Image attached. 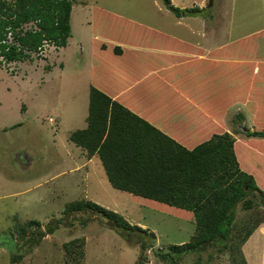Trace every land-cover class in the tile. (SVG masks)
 Returning <instances> with one entry per match:
<instances>
[{"label":"trees","instance_id":"16d2710c","mask_svg":"<svg viewBox=\"0 0 264 264\" xmlns=\"http://www.w3.org/2000/svg\"><path fill=\"white\" fill-rule=\"evenodd\" d=\"M162 1L177 17L208 13L204 7L181 8L171 0ZM72 3L73 0H0V56L3 57L0 61H21L31 53L40 52L45 43L55 48L65 46L71 36ZM27 24L30 28L22 30ZM91 24L94 33L91 48L96 62L97 49L110 46L115 55L124 59L121 66H125V61L129 64L127 60L140 62L145 59L140 52L151 47L155 35L182 45L181 53L187 55L183 58L188 63L185 72L175 69L174 75L165 70L161 77L170 89L193 101L207 129L194 132L187 142L166 133L107 94L95 81L92 71L86 125L69 131L68 140L79 146L86 158L97 155L109 184L131 202L194 221L190 241L169 244L165 252L157 253L162 262L174 263V255L202 253L218 244L228 253V261L222 264H247L242 245L264 223V61H254V43L264 37V28L205 55L200 47L95 6ZM10 32L18 40V46L2 42ZM228 49H233L235 55L239 51L241 60L233 91L229 76H209L205 81L199 65L220 66L222 62L217 60ZM176 57L181 63L180 56ZM146 73H139L136 79ZM235 104L251 116L254 127L246 129L244 139H236L227 128L226 116ZM238 113L243 118L244 114ZM63 213L68 220L66 224H71L78 215L96 214L130 241L137 237L141 245L138 264L156 238L148 228L131 224L120 213L87 198L67 202ZM61 222L54 219L40 232L36 230L39 221L25 220L15 226V235L23 245L33 246ZM62 248L64 264H80L85 237L64 241Z\"/></svg>","mask_w":264,"mask_h":264},{"label":"rangeland","instance_id":"374dc122","mask_svg":"<svg viewBox=\"0 0 264 264\" xmlns=\"http://www.w3.org/2000/svg\"><path fill=\"white\" fill-rule=\"evenodd\" d=\"M171 2L181 8H205L207 14L181 20L185 24L179 25L178 35L199 41L196 36H185L184 25H200L202 18L206 28L202 43L206 48L264 28V0ZM72 4V35L64 49L55 50L53 45L45 44L41 53H31L21 61H0V264H64L62 243L81 235L85 237V248L80 264H138L141 245L137 237L130 241L108 227L103 217L81 214L66 224V203L80 198L116 211L129 223L155 233V241L145 250L141 264L226 263L228 253L218 244L202 253L174 255V263L162 262L157 253L165 252L169 244L190 241L194 221L131 202L109 184L98 156L87 162L81 148L67 137L69 131L86 125L87 109L82 104L86 89L80 68L88 67L94 59L92 8L147 25L156 22L170 26L177 20L175 15L162 0H73ZM254 44L255 57L264 60V37L257 38ZM59 62L64 64L63 69ZM238 112L244 114L243 118ZM49 117L55 122H50ZM226 124L236 139L246 138V129L254 128L251 116L241 106L229 110ZM22 156H30L32 162H24L22 165H27L22 167L16 162ZM83 163L86 165L80 171H70ZM29 219L40 222L36 229L40 232L54 219L62 222L53 232L42 235L35 245H23L15 235V226Z\"/></svg>","mask_w":264,"mask_h":264},{"label":"crops","instance_id":"0c3cea01","mask_svg":"<svg viewBox=\"0 0 264 264\" xmlns=\"http://www.w3.org/2000/svg\"><path fill=\"white\" fill-rule=\"evenodd\" d=\"M198 16L200 15H187L182 17L175 16L177 20H175L170 26H162L156 22L153 24L148 23V25L145 23L142 24V22L139 21L138 22L147 26L148 28L161 32L170 38L181 40L200 47L204 50L205 55L215 49L222 48L240 38L247 36L244 35L231 42L214 48H206L202 43L204 42L203 39L206 35L205 21L202 18H200V25L192 26L189 25L188 22L186 25H184L185 29L189 31L188 32L184 30L185 36H196V39L199 41H190L189 39L178 35L180 33L178 30L179 25L185 24L181 20L186 19V21H188L191 19H196ZM155 36L156 38L154 41H152L151 47L140 52L145 57L143 60L140 59L141 63L137 59H132L127 60L129 64L125 61V66H121V62L124 59H121V56L119 57L115 55L111 46L104 50L97 49L98 61L96 62L91 58L92 60L89 61L88 67L86 65L80 68L84 73L83 79L86 89L84 96H82V104L84 103V107H86L88 110L90 73L91 71H94L95 81L99 83L101 88H103L107 94L116 98L120 104L131 109L133 112L142 115L151 124L163 129L166 133L173 134L176 138L187 142V140L194 137V132L206 131V126L203 127V124L205 123L202 120L203 116L199 110L194 107V103L191 99H189V97L183 93L178 94L175 89H170V87L163 82L164 80L161 77V73H164L165 70H170L171 73H174V75L175 69H180V71L183 70L185 72V65L188 63L183 57H186L187 55L181 53L184 48L179 43L167 38H163L162 36ZM69 38L67 44L69 42ZM65 46L59 47V51L61 48L64 49ZM56 49L57 48H55V50ZM47 55L48 54L45 56L48 57ZM176 56H180L181 63L176 61ZM238 57L239 51H236L235 55V51L233 49H228L222 53V58L217 60L218 62H222L220 66H216L215 68V66L211 64V68H208L206 64L200 63L199 65L203 79L206 81L209 76L223 78L225 75H227L231 78L232 83L229 85V87H232L233 91L234 79L235 77H239L241 71V60ZM254 61H262L255 57V52ZM59 63L62 65L60 69H63L64 64L62 62ZM224 63L227 64L226 67ZM51 69L52 67L48 68V72H50ZM144 71L148 73L142 75L140 79H136L138 74ZM184 72L182 73L184 74ZM234 106L240 107L239 104H235L232 107ZM49 118L48 120L50 122H55L53 118L51 120ZM82 153L86 158L85 152L83 150ZM94 156L95 155H93L90 159L86 158V161L90 162ZM29 161L32 162L30 156ZM85 165L86 163L76 164L70 169V171H80L83 167H85ZM242 251L247 264H264V223H261L252 232L247 241L242 245Z\"/></svg>","mask_w":264,"mask_h":264},{"label":"built area","instance_id":"2783aa9c","mask_svg":"<svg viewBox=\"0 0 264 264\" xmlns=\"http://www.w3.org/2000/svg\"><path fill=\"white\" fill-rule=\"evenodd\" d=\"M27 28H30V24H27L26 26H23L21 29L22 30H25V29H27ZM6 41H2V42H8V43H15V45L16 46H18V40L16 41L15 40V38H14V35H13V33L12 32H10V33H8V35H7V39H5ZM1 43V42H0ZM45 44H47V43H45ZM44 44V45H45ZM43 50V49H42ZM41 50V51H42ZM41 51H40V53H41ZM39 53V52H38ZM0 60H3V57L2 56H0ZM52 118H50V120H51Z\"/></svg>","mask_w":264,"mask_h":264},{"label":"water","instance_id":"95a60500","mask_svg":"<svg viewBox=\"0 0 264 264\" xmlns=\"http://www.w3.org/2000/svg\"><path fill=\"white\" fill-rule=\"evenodd\" d=\"M26 155L28 156V154L26 153ZM27 156H22L23 157V159H17V163L18 164H20L22 167H25L28 163H27V161H29V157H27ZM24 162H26L27 164L26 165H22Z\"/></svg>","mask_w":264,"mask_h":264}]
</instances>
